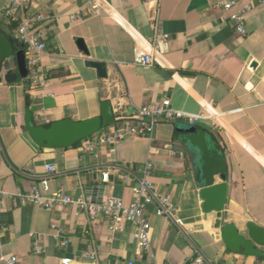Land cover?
I'll use <instances>...</instances> for the list:
<instances>
[{
    "label": "crops",
    "instance_id": "obj_1",
    "mask_svg": "<svg viewBox=\"0 0 264 264\" xmlns=\"http://www.w3.org/2000/svg\"><path fill=\"white\" fill-rule=\"evenodd\" d=\"M10 1L0 0V31L17 40L15 52L23 48L16 36L23 16L45 15L39 23L47 45L40 68L49 84L41 93L30 90L28 75L7 82V69L0 74V193L14 196L0 197V230L5 228L0 264L12 255L21 264H61L62 257L75 259L73 264H96L82 258L88 250L96 252L98 264H148L146 257H137L132 224L115 227L104 216L90 224L74 205L45 208L23 203L17 193L47 179L49 193L63 186L76 198L101 203L114 195L130 204L149 160L156 190L171 197L182 220L180 225L157 215L156 203L148 206L152 245L161 264H196L198 256L203 258L199 264H264V256L228 249L216 227L217 213L203 211L194 164L174 147L179 144L176 128L185 120L161 121L152 138L131 135L98 144L91 152L86 146L94 136L70 147L45 148L26 126L28 110L35 124L47 126L64 118L100 116L105 101L113 111L120 100L132 114L169 98L174 108L204 114L196 125L214 134L225 154L223 223L234 224L243 235L249 222L264 228V1L253 0L244 34L235 29L232 11L223 8L226 0H98L99 12L90 0H14L17 13L9 18L4 9ZM156 26L169 35L161 43L160 62L138 65L137 40L152 39ZM89 61L102 63L105 76ZM9 68L18 71L15 58ZM103 172H109L108 181Z\"/></svg>",
    "mask_w": 264,
    "mask_h": 264
},
{
    "label": "built area",
    "instance_id": "obj_2",
    "mask_svg": "<svg viewBox=\"0 0 264 264\" xmlns=\"http://www.w3.org/2000/svg\"><path fill=\"white\" fill-rule=\"evenodd\" d=\"M91 6L95 12H99L100 5L98 0H90ZM150 0H144L148 2ZM264 1V0H261ZM253 0H226L223 8L231 10V20L234 22L235 29L240 34L246 32L245 24L247 15L253 9ZM18 6L14 0L8 2L5 6L4 13L9 18H14L17 13ZM45 19L44 14H35L32 16H23L16 32L17 39L21 43L27 61L28 68V84L32 91L43 92L49 84V80L43 75L40 68L41 55L46 50V42L44 35L39 29V23ZM169 35L160 30L156 26L155 34L150 40H137L134 47V61L136 64L149 67L159 61L161 43L168 39ZM115 121L109 126L108 131L92 135V140L88 141L86 152L93 151L98 144H111L117 140L127 138L131 135L152 138L155 126L161 121L174 122L177 120H185L189 124H197L204 118V114H195L174 108L169 98H164L158 103L145 104L129 114L122 101H118L113 109ZM153 163L147 161L142 169V176L138 185L134 187L135 199L130 204H125L123 200L114 195H108L101 203L95 202L89 196L73 197L69 195L65 188L61 186L54 193H49V184L47 179H43L40 185L33 186L29 191H19L18 197L23 203H31L45 208H56L67 205H74L79 211L84 212L90 224H93L99 217L108 218L115 227H120L128 222L134 227L133 236L137 242V257L143 261L144 257L148 259V264H161L155 254L151 240L152 224L147 218L146 211L148 206L156 203V214L167 218L174 219L178 224L182 225V220L177 218V208L171 197L160 193L156 190L151 174L153 172ZM52 170L53 168H49ZM102 178L108 181L109 172H103ZM1 194L2 201L14 196H8L3 192ZM13 202L17 201L13 198ZM5 228L0 230L3 232ZM62 233V230H59ZM68 240L63 238L62 245H66ZM1 245V242H0ZM37 253L42 250L36 246ZM82 258L98 264L97 255L94 250L83 252ZM203 261L202 256L195 259V263L199 264ZM77 262L71 257H62L61 264H73ZM4 264H21L20 259L15 256L3 258ZM128 264H137L131 260Z\"/></svg>",
    "mask_w": 264,
    "mask_h": 264
},
{
    "label": "water",
    "instance_id": "obj_3",
    "mask_svg": "<svg viewBox=\"0 0 264 264\" xmlns=\"http://www.w3.org/2000/svg\"><path fill=\"white\" fill-rule=\"evenodd\" d=\"M80 48L87 52L82 39L78 40ZM11 58H15L18 71L9 68ZM88 64L98 70L100 76H105L106 69L100 62L89 61ZM254 66L256 63L253 64ZM7 69L4 79L14 82L19 75H28L26 54L24 49L14 51L13 44L0 31V74ZM2 77L0 76V81ZM115 116L109 101L102 103L100 116L72 120L64 118L54 121L49 126L35 124L31 110L26 113V126L34 142L45 148H65L76 145L78 142L96 134L103 127L113 124ZM176 147L186 153L194 164L196 182L199 195L203 200L205 213L216 212L221 239L228 249L244 255L264 256V228L253 222L248 223V234L243 235L234 224H224L221 217L228 203L227 162L223 150L212 134L195 124L177 126ZM217 176L222 182L216 183Z\"/></svg>",
    "mask_w": 264,
    "mask_h": 264
},
{
    "label": "trees",
    "instance_id": "obj_4",
    "mask_svg": "<svg viewBox=\"0 0 264 264\" xmlns=\"http://www.w3.org/2000/svg\"><path fill=\"white\" fill-rule=\"evenodd\" d=\"M8 38H9L10 42L13 44V47H14L17 44V40L15 38H13L12 36H8ZM47 126H49V125H47ZM212 135H213V138L216 139V137L214 136V134H212Z\"/></svg>",
    "mask_w": 264,
    "mask_h": 264
}]
</instances>
